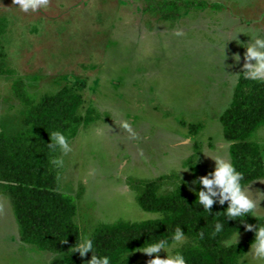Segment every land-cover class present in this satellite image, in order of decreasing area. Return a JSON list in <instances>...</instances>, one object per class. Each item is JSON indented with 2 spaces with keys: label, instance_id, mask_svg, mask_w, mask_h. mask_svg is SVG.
Instances as JSON below:
<instances>
[{
  "label": "rangeland",
  "instance_id": "rangeland-1",
  "mask_svg": "<svg viewBox=\"0 0 264 264\" xmlns=\"http://www.w3.org/2000/svg\"><path fill=\"white\" fill-rule=\"evenodd\" d=\"M163 1L48 0L23 12L15 0H0V63L7 71L0 73V127L9 134L24 128L27 106L12 87L18 79L34 101L72 85L84 97L79 112L99 114L58 159L59 188L74 196L82 234L160 213L139 206L143 181H156L162 194L185 183L194 193L191 164L201 172L214 170L206 155L230 159L220 116L243 71V44L264 34V0H206L209 7H182L173 20L145 11ZM190 124L197 133H189ZM253 140L264 160V125ZM251 183L254 193L264 191V178ZM237 232L238 242L247 239ZM140 250L125 264H147L152 257ZM243 255L236 264H248ZM57 256L21 241L10 199L0 191V264H52Z\"/></svg>",
  "mask_w": 264,
  "mask_h": 264
},
{
  "label": "trees",
  "instance_id": "trees-1",
  "mask_svg": "<svg viewBox=\"0 0 264 264\" xmlns=\"http://www.w3.org/2000/svg\"><path fill=\"white\" fill-rule=\"evenodd\" d=\"M182 7L201 9L209 7V3L206 0H166L151 3L145 11L160 13L164 19L173 20ZM3 28L0 22V33ZM3 72L7 71L0 63V73ZM12 87L27 109L24 128L9 134L0 127V191L10 199L20 239L39 250L57 254L52 264H86L91 253L81 258L69 250L82 232L73 219L76 213L74 196L59 188L61 149H51L48 144L55 131L62 132L69 143L99 114L94 108H89L85 114L79 112L84 97L72 85L45 94L38 101L29 96L23 80H15ZM220 120L224 137L230 142L231 162L244 174L243 183L264 178L261 145L253 140L255 132L264 125V82L247 80L241 73L232 100ZM198 130L196 124L189 125L190 134ZM191 162L192 158H189L188 164ZM190 167L195 180L213 171L198 172L196 165ZM199 187L196 185V190ZM136 199L142 209L160 212L163 219L144 222L121 219L98 224L89 236L93 239L94 251L109 256L110 264L132 263L130 253L149 242L170 238L177 226L188 237V243L180 248L188 264H236L254 239V233L247 231L239 220L227 221L224 231L213 236L217 219L225 221L222 212L227 202L223 206L214 203L210 215L196 201L195 192H188L186 183L162 194L156 181H143ZM258 217L264 222V216ZM245 219L249 224L257 223L254 217ZM235 231L247 232V239L236 246L225 247L224 241Z\"/></svg>",
  "mask_w": 264,
  "mask_h": 264
},
{
  "label": "clouds",
  "instance_id": "clouds-1",
  "mask_svg": "<svg viewBox=\"0 0 264 264\" xmlns=\"http://www.w3.org/2000/svg\"><path fill=\"white\" fill-rule=\"evenodd\" d=\"M15 3L20 10L28 12L46 7L48 0H15ZM180 34L179 32L177 33V35ZM249 38V41L243 44L246 50L243 53L245 63L243 64L242 75L247 80L264 82V34L257 32L255 35L249 36ZM232 59L238 63L241 59L240 54H234ZM123 127L131 131L127 122L123 123ZM48 147L51 149L59 147L64 153L71 150L66 137L60 131H55L51 134V143L48 144ZM206 156L214 161L215 166L213 171L193 181V184L200 186L199 190L192 189L197 197L196 201L210 215L213 214L212 206L214 203L223 206L227 202V207L222 212L225 221L221 222L217 219L212 235L215 236L222 233L227 221L239 220L247 231L254 233L250 250L243 255L242 259H247L248 264H264V222H260L262 218L258 217L257 214V209L264 210V208L260 207V202L264 201V191L259 190L254 193L251 189L253 183H243L244 174L237 170L229 158L221 155ZM248 216L256 218L257 223H247L245 218ZM149 219H163V214L155 213L150 216H143L137 218L134 222H144ZM200 235L202 238L203 234L201 233ZM238 235L237 231L233 232L224 241V246H236ZM186 243H188L186 233L180 226H177L170 238L144 244L140 251L152 257L147 261V264H188L185 255L180 250L181 246ZM69 250L71 253H78L81 258L91 253V258L86 261V264H110L109 256H101L94 251L93 239L89 235L81 233L79 239H76L75 244ZM161 250L166 253L163 258L159 255ZM153 254L156 255L153 256Z\"/></svg>",
  "mask_w": 264,
  "mask_h": 264
}]
</instances>
